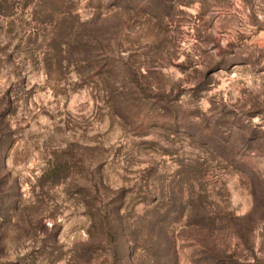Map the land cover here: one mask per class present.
Segmentation results:
<instances>
[{
	"label": "rangeland",
	"instance_id": "374dc122",
	"mask_svg": "<svg viewBox=\"0 0 264 264\" xmlns=\"http://www.w3.org/2000/svg\"><path fill=\"white\" fill-rule=\"evenodd\" d=\"M0 264H264V0H0Z\"/></svg>",
	"mask_w": 264,
	"mask_h": 264
}]
</instances>
